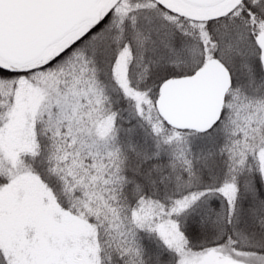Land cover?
I'll list each match as a JSON object with an SVG mask.
<instances>
[{
    "label": "snow or ice",
    "instance_id": "1",
    "mask_svg": "<svg viewBox=\"0 0 264 264\" xmlns=\"http://www.w3.org/2000/svg\"><path fill=\"white\" fill-rule=\"evenodd\" d=\"M0 264H264V0H0Z\"/></svg>",
    "mask_w": 264,
    "mask_h": 264
}]
</instances>
